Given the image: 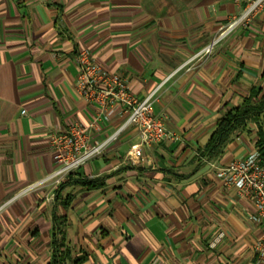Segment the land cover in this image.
<instances>
[{
	"label": "crops",
	"instance_id": "crops-1",
	"mask_svg": "<svg viewBox=\"0 0 264 264\" xmlns=\"http://www.w3.org/2000/svg\"><path fill=\"white\" fill-rule=\"evenodd\" d=\"M249 2L0 0V264H49L55 241L79 264H253L263 224L211 164L256 150L254 123L201 155L217 119L264 89V8L222 33ZM81 49L137 97L154 92L153 113L179 138L143 145L132 163L127 125L53 188L52 132L79 124L97 143L126 118L116 105L89 127L98 107L75 90Z\"/></svg>",
	"mask_w": 264,
	"mask_h": 264
},
{
	"label": "built area",
	"instance_id": "built-area-1",
	"mask_svg": "<svg viewBox=\"0 0 264 264\" xmlns=\"http://www.w3.org/2000/svg\"><path fill=\"white\" fill-rule=\"evenodd\" d=\"M259 8H264V0H250L239 15L227 23L222 33L246 24ZM213 43L212 41L204 46L194 56L210 53ZM76 61L75 90L85 101L94 103L98 107L89 127L94 126L102 118L107 119L116 105L121 106L126 118L118 129L97 143L88 141L86 128L79 124H73L65 131L52 132L50 144L53 160L57 166L45 180H51L53 188L72 170L100 154L109 141L115 139L118 132L127 125H134L137 129L138 141L127 153V160L132 163L140 159L143 145L179 138L177 134L165 128L161 117L153 113V103L156 99L154 92L137 97L130 91L121 75L108 73L91 58L86 49L78 52ZM211 165L215 168V176L224 185H233L240 193L252 199L254 213L250 218L262 223L264 227V166L260 162L258 151L253 150L247 156L234 159L223 166H215L213 163ZM222 236L223 232L218 231L209 245L215 246ZM253 250L255 253L253 264H264V235L254 241Z\"/></svg>",
	"mask_w": 264,
	"mask_h": 264
},
{
	"label": "trees",
	"instance_id": "trees-1",
	"mask_svg": "<svg viewBox=\"0 0 264 264\" xmlns=\"http://www.w3.org/2000/svg\"><path fill=\"white\" fill-rule=\"evenodd\" d=\"M249 120L255 125L257 138L254 145L259 153L260 162L264 166V89H251L241 105L227 109L217 119L215 128L201 155L203 157L207 156V158L215 155L227 140L229 134L233 130L242 129ZM102 180L103 178L98 177L79 180V182L87 187H97L102 184ZM63 246V241L54 242L49 264H65L66 261H70L71 264H79L84 260V255L71 257L70 250L67 247L62 249Z\"/></svg>",
	"mask_w": 264,
	"mask_h": 264
}]
</instances>
